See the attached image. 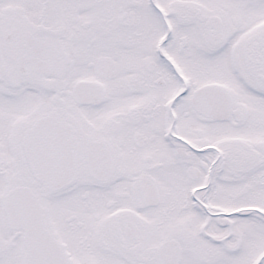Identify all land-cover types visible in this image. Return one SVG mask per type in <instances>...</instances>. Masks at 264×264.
<instances>
[{"label":"snow or ice","instance_id":"1","mask_svg":"<svg viewBox=\"0 0 264 264\" xmlns=\"http://www.w3.org/2000/svg\"><path fill=\"white\" fill-rule=\"evenodd\" d=\"M0 264H264V0H0Z\"/></svg>","mask_w":264,"mask_h":264}]
</instances>
